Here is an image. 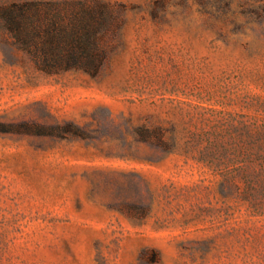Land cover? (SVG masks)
Masks as SVG:
<instances>
[{"label": "rangeland", "instance_id": "rangeland-1", "mask_svg": "<svg viewBox=\"0 0 264 264\" xmlns=\"http://www.w3.org/2000/svg\"><path fill=\"white\" fill-rule=\"evenodd\" d=\"M105 1L97 75L0 20V264H264V0Z\"/></svg>", "mask_w": 264, "mask_h": 264}, {"label": "trees", "instance_id": "trees-1", "mask_svg": "<svg viewBox=\"0 0 264 264\" xmlns=\"http://www.w3.org/2000/svg\"><path fill=\"white\" fill-rule=\"evenodd\" d=\"M0 20L38 69L97 75L123 18L105 0H28L2 5Z\"/></svg>", "mask_w": 264, "mask_h": 264}]
</instances>
